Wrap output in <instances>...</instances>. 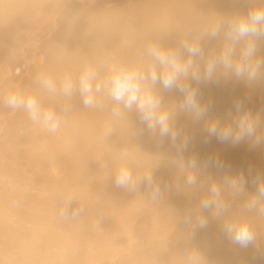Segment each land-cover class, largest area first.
<instances>
[{
  "label": "bare ground",
  "instance_id": "6f19581e",
  "mask_svg": "<svg viewBox=\"0 0 264 264\" xmlns=\"http://www.w3.org/2000/svg\"><path fill=\"white\" fill-rule=\"evenodd\" d=\"M121 1L131 3L106 9L100 1L86 10L76 0H0V82L17 86V80L7 76L16 65L13 53L38 18L54 6L64 10L55 20L53 36L40 45L43 63L31 68L20 88L35 93L45 106L60 109L65 101L47 96L37 84L38 74H75L85 64L100 70L118 63L146 66L147 45L176 48L184 39L199 38L208 56L220 47L219 41L203 35L210 22L246 14L264 2ZM260 53L264 56V42ZM198 87L201 101L211 105L209 118L224 121L241 103L264 123V82L249 85L220 78ZM161 91L165 105L174 109L181 94ZM68 103L66 123L55 136L33 126L19 111L0 126V264H182L188 247L198 248L209 264H264V217H251L258 247L231 244L208 212L207 227L188 238L184 214L207 189H187L173 163L176 150L171 141L150 134L138 113L114 118V105L104 98L95 110L84 109L78 96ZM4 109L0 104L1 118ZM175 125L189 137L183 154L197 159L201 178L218 183L243 175L246 191H255L252 180L264 178V143L218 142L207 135L203 120L182 113L176 115ZM121 153L129 154L135 175L150 173L161 183L159 202H151L145 184L134 192L115 186L113 171ZM31 182L46 194L24 193ZM227 199L238 212L240 198Z\"/></svg>",
  "mask_w": 264,
  "mask_h": 264
},
{
  "label": "clouds",
  "instance_id": "9594fccd",
  "mask_svg": "<svg viewBox=\"0 0 264 264\" xmlns=\"http://www.w3.org/2000/svg\"><path fill=\"white\" fill-rule=\"evenodd\" d=\"M203 35L219 41V50L205 56L199 38L181 40L176 48L150 43L145 49L149 61L146 66L118 63L100 70L85 64L75 74H38L40 89L50 98L65 101L60 109L45 106L32 91L15 86L0 96V104L13 112H23L33 126L50 136L61 132L71 109L68 102L76 96L86 110L100 107L102 98L111 101L112 116L117 119L135 111L150 134L161 141L165 138L171 141L176 150L173 163L184 176L187 189L193 192L207 189L184 214L188 238L207 227L209 219L204 213L208 212L220 222V230L231 244L241 249L258 247L259 238L251 217H264V178L252 180L253 193L246 191L243 175L227 176L222 183L201 178L197 159L185 158L183 154L189 137L177 129L175 117L182 113L194 121L203 120L207 135L222 143H264V123L257 115L237 103L235 114L229 113L224 121L209 118L211 105L201 101L198 87L220 78L249 85L264 82V56L260 53L264 42V2L253 5L246 14H228L213 20ZM161 90L181 94L174 109L165 105ZM129 161V154L121 153L113 171L115 186L134 192L145 184L151 202H159L163 197L161 183L150 173L135 175ZM227 196L240 198L238 212L232 211ZM182 264H209V261L198 248L188 247L182 254Z\"/></svg>",
  "mask_w": 264,
  "mask_h": 264
},
{
  "label": "rangeland",
  "instance_id": "374dc122",
  "mask_svg": "<svg viewBox=\"0 0 264 264\" xmlns=\"http://www.w3.org/2000/svg\"><path fill=\"white\" fill-rule=\"evenodd\" d=\"M76 1L80 2L81 7L86 8V10L90 9L91 6L92 7L95 6V3L98 4L100 1L103 2L102 4L100 2L101 6L103 8H106V9L107 8L113 9V7L121 8L123 6L127 7V5L129 6V2H130L129 1V2L124 3L121 0H119L120 2L118 0L117 1L116 0L115 1H113V0H109V1L108 0H98V1L97 0H86L88 2H86L85 0H76ZM104 1H106V2H104ZM84 8H82V9H84ZM61 10H64V7L60 6V5L50 8V10H48L47 14L45 13L44 15H42L43 18L42 17L38 18L36 24L30 30H28L26 32V34L24 35L25 39L23 38L21 40V42H19V44L16 48V52L13 53V55L17 56L16 61H15L16 65L11 66L12 68L10 69V73H9V75H7V76H9L8 78L11 77L12 80H15V81L17 80L16 83H18V84L15 87L20 88L23 85V79H25L26 76L28 77V75H29L28 73L30 72L31 68H33L35 65H41L43 63L44 57H43V53H42L40 45H43L44 42H47V40H49L53 36V34L55 33V31H56L55 30L56 26H54L55 20L61 14L60 13ZM45 17H47V18H45ZM17 70H19V74H17ZM4 80L0 82V96L5 95L7 93L6 91L12 90V88L10 86H6V83L4 82ZM20 81H22V83ZM1 87H2V89H1ZM7 87L8 88L10 87L11 89L9 88L10 89L9 90ZM13 113L14 112L11 111L10 109H6L5 111H3L1 116L4 120L0 117V122H1L0 126L1 127L4 126L3 124L5 123V117H8V116L12 115ZM2 121H4V122L2 123ZM0 131L2 132V128ZM222 182L223 181H219L218 183H222ZM33 183L36 184V182H33ZM33 183L32 182L29 183V184H31V187H32ZM36 186H37V184L35 186H33V188L28 187L29 189H27V187H26V189L23 192L27 194L29 191V194L34 192V194H36V193H37V195L39 194L38 196H41V195L44 196L46 194L45 191L38 189V186L37 187ZM31 189H33L34 191L33 190L31 191ZM229 197L227 196V198H229Z\"/></svg>",
  "mask_w": 264,
  "mask_h": 264
}]
</instances>
